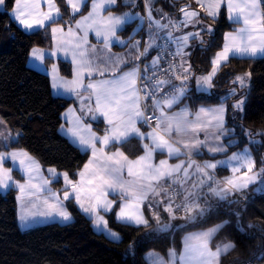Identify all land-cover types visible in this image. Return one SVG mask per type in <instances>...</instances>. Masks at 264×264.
<instances>
[{"label": "snow or ice", "instance_id": "1", "mask_svg": "<svg viewBox=\"0 0 264 264\" xmlns=\"http://www.w3.org/2000/svg\"><path fill=\"white\" fill-rule=\"evenodd\" d=\"M62 2L64 11L58 0H15L12 14L26 31L50 32L53 42L50 56L62 54L71 58L73 78L60 76L53 64L51 87L72 93L80 101L79 114L75 108L64 114L68 126L61 125V131L81 150L90 151L91 156L77 173L78 179L73 180L68 172L57 173L55 168H49L46 177L39 162L23 150L0 151V189L18 190L19 219L25 227L30 226L28 222L36 216L71 220L63 201L74 199L93 219L98 230L113 241H120L121 236L108 227V220L101 211L109 213L118 208L115 216L121 223L165 234L206 223L214 208L213 199L217 203H239V199L230 197H242L250 185L255 186L254 192L264 194V167L256 169L249 147L232 152L226 159H215V154H227L228 149L237 144L234 130L225 127L227 100L236 96V88H231L216 107H201L196 112L187 107L172 111L187 92L185 82L192 78V65L185 59L190 55L187 50L193 41L198 40L201 46L205 44L202 31L212 32L211 26L197 31L185 32L184 29L201 24V12L212 20L217 19L222 8L228 20L238 25L224 34L220 50L210 60L211 70L196 78L198 90L206 91L213 87L214 78L231 59L264 58V0H195L199 10L187 3L180 9L181 19L156 9L154 0H144L145 15L138 12L112 14L117 0H90L86 15L82 9L88 6L89 0ZM4 3L5 0H0V5ZM127 3L135 6L136 0H127ZM66 14L69 15L67 21L64 20ZM133 23H136L133 35L127 41L122 40L118 33ZM144 31L147 40L142 44L134 37ZM177 32L181 34L174 35ZM90 33L95 35L97 43H90ZM117 44L127 51L114 53L112 49ZM150 50H155L157 55L142 67L137 61L147 58ZM31 57L44 64L46 50L33 48ZM162 61L167 67H161ZM173 77L181 82L179 87L173 84ZM250 77L251 73L237 75L232 83L243 89ZM169 86L170 90L165 91ZM244 104V98H240L231 107L244 111ZM86 114L92 120L102 118L106 125L103 135H98L92 125L85 122ZM138 125H146L150 130L141 131ZM246 135L249 143H257L255 134L249 131ZM0 139L8 137L0 132ZM134 139L142 148V154L135 159L129 158L119 147L109 151ZM202 149L212 154L213 160L197 162L194 156L201 155ZM157 154L167 158L157 161ZM173 158L179 162L170 163ZM6 161L18 165L23 182L13 178V168L5 167ZM218 168L228 169L231 174L219 179ZM61 175L62 196L51 187L52 181ZM110 194L119 196V204L108 198ZM146 202L156 209L151 215L155 228L145 217ZM161 206L167 213V221L161 219ZM38 207L44 210H32ZM235 215L239 230L244 231L239 211ZM177 220L183 223H172ZM228 223L222 221L206 229L187 232L181 249L170 248L167 259L159 252H149L150 264H221V257L236 247L231 241L213 247L214 238Z\"/></svg>", "mask_w": 264, "mask_h": 264}, {"label": "trees", "instance_id": "2", "mask_svg": "<svg viewBox=\"0 0 264 264\" xmlns=\"http://www.w3.org/2000/svg\"><path fill=\"white\" fill-rule=\"evenodd\" d=\"M154 1L155 7L164 9L163 12L176 19L175 10L180 12L188 3V0ZM14 3L15 0H6V8L0 11V116L14 136L6 150L25 149L42 163L46 172L55 168L68 172L71 179L77 180V173L88 162L90 153L70 142L60 128L63 113L78 100L54 96L50 76L30 67L31 50L35 47L50 48L53 42L50 32L45 33L43 29L25 31L11 16ZM58 4L64 11L62 0H58ZM67 18L68 14L64 20ZM204 19L213 31H202L203 46L198 40L194 41L191 61L194 73L206 74L211 70V58L223 44L224 34L236 25L228 21L225 11L215 20L207 16ZM59 65L63 75L72 76L71 63L61 60ZM247 71L251 73L252 85L241 95L245 99L244 111L231 107L239 99L237 96L227 100V126L234 130L233 138L237 141L230 150L235 151L248 144L246 133L250 131L255 134L254 139L261 140L251 143L259 161L264 157V58L231 59L214 78L211 93L194 90L188 97L195 107L218 104L231 88H236L232 83L235 76ZM85 117L103 132V122L92 120L88 115ZM116 147L131 157L142 153L140 142L135 139L110 150ZM52 183L57 188L63 186L61 179ZM17 196V190L13 188L6 193L0 192V264H150L146 258L149 252L167 255L173 247L179 251L187 231L205 229L222 221L229 223L217 234L214 242L231 241L236 247L221 257V264H264V194L233 196L230 199H239V203L221 202L213 208L206 223L165 234L118 222L114 210L107 216L109 226L120 234V241H113L106 234L97 232L92 220L73 201L68 204L74 217L71 223L52 222L23 230L19 224ZM237 211L244 231H240L237 225ZM173 223L182 224L183 221ZM150 224L155 228L154 221L151 220ZM249 224L253 227L249 228Z\"/></svg>", "mask_w": 264, "mask_h": 264}, {"label": "crops", "instance_id": "3", "mask_svg": "<svg viewBox=\"0 0 264 264\" xmlns=\"http://www.w3.org/2000/svg\"><path fill=\"white\" fill-rule=\"evenodd\" d=\"M155 2V1H154ZM14 7H15V3H14ZM13 7V8H14ZM6 8V0H5V3H4V5H3V7H2V9H0V11H2V10H4ZM156 9H160L159 7H155ZM137 9H139L140 10V14L141 15H144V2L142 1V0H140V1H137L136 0V3H135V6H131V5H129L128 3H127V0H117V4L112 8V14H114V15H122V14H124V13H127V12H130V11H133V13H136L137 12ZM90 10V0H89V3H88V6L87 7H85L84 9H82V12H83V14H87V12ZM153 14H156L155 12L153 13ZM11 16H12V18H13V14H12V11H11ZM76 18L78 19L79 18V14H77V16H76ZM14 19V18H13ZM69 18H67V19H65V21H67ZM18 23V22H17ZM128 28H130L129 30H128ZM136 28V23H133V24H131L130 26H127L126 28H125V30H123L122 32H119L118 34L120 35V37H121V39L122 40H125V41H127L128 40V38H129V36H132L133 35V30ZM36 30H39V29H35V30H33V31H36ZM26 31V30H25ZM33 31H27V32H33ZM184 31L186 32L187 31V29H184ZM181 34V33H180ZM140 35H141V32L139 33V34H137V35H135V39L136 40H140L139 38H140ZM89 41H90V43H93V44H95V43H97V40H96V37H95V35L94 34H89ZM142 43V42H141ZM195 46V44H194V41L192 42V46L188 49V51L190 52V55L189 56H187L186 58L188 59V58H190L191 59V56H192V54H193V51H194V47ZM35 48H41V49H44V50H46V59H45V62H44V64H40V62L39 61H36V60H34L32 57H31V52H30V55H29V59H28V63H29V65H30V67H32V68H34V69H36V70H38V71H41V72H43V73H46V74H48L49 76H50V79H51V66L53 65V64H55L56 66H57V69H58V72H59V75L60 76H62V77H64V78H66V79H69V80H71L72 78H73V74H72V76L71 77H67V76H65V75H63L62 74V72H61V69H60V65H59V61H61V60H63V61H66V62H69V63H71V65H72V72H73V70H74V65L72 64V62H71V58L70 57H65V56H63L62 54H57V56H50L49 55V53H50V51L52 50V48H53V44H52V46L50 47V48H42V47H35ZM32 51V50H31ZM112 51L114 52V53H117V54H119V53H121V52H125V51H127V49H125V48H122L121 46H119L118 44L117 45H114L113 46V49H112ZM150 52H151V50H150ZM48 61H50L51 63H48ZM137 63H140L141 64V66L143 67V65H144V61H143V58L141 59V61H137ZM195 71H193L192 70V73H193V80H192V82L190 83V84H188V85H186V87H187V92H186V94H185V96H184V98L182 99V101H181V103L179 104V105H177V106H175L173 109H172V111H179L180 110V108H182V107H187V108H189L192 112H196L199 108H201V107H216V106H218V105H220V103H218V104H215V105H201V106H199V107H195L194 106V104L192 103V101H191V98H189L188 96L190 95V93L192 92V91H196V92H199V93H201V92H203V93H207V92H205V91H202V90H198V86H197V83H196V73H194ZM207 74V73H206ZM212 90H213V87H212ZM52 92H53V94H54V96H56V97H75V98H77L74 94H72V93H67V92H64L62 89H59V90H57V89H53L52 88ZM234 97V96H233ZM236 97V96H235ZM78 100V99H77ZM149 104L151 103L150 101L148 102ZM234 103H235V101H234ZM80 101L78 100V103L77 104H74V105H72V106H70L68 109H70V108H75V109H77V114H79V109H80ZM226 107H227V112H226V114H225V127L226 128H228V126H227V124H228V112H229V105H228V102H227V104H226ZM68 109L63 113V115H62V118H63V124L62 125H64L65 127H67L68 125H67V123H66V120L64 119V114L68 111ZM150 109H149V113H150ZM87 115V114H86ZM89 116V115H88ZM95 121H97V122H103L102 121V118H100V119H98V120H95ZM85 122L86 123H90L91 125H92V127H93V130L94 131H96L97 132V134L98 135H103V132H104V129H105V127H106V125H105V123L103 122V132H100L98 129H96L95 128V126H94V123H92L91 121L89 122L88 120H86V117H85ZM138 126H140L141 127V131H148V130H150L146 125H138ZM60 132L62 133V131H61V128H60ZM63 134V133H62ZM7 137H8V139L7 140H5L4 142H2V140L0 139V146H1V149H0V151H9V152H11V151H20V150H23V151H25V152H27L30 156H32V157H34L38 162H39V164L41 165V168H42V170H43V172H44V175L46 176V177H48L49 176V173L48 172H46V170H45V168L43 167V165H42V163L35 157V156H33V155H31L28 151H26L25 149H21V148H17V149H10V150H6V148L7 147H9L10 146V144L12 143V141H13V139H14V136L12 135V134H5ZM64 135V134H63ZM65 136V135H64ZM66 137V136H65ZM68 138V137H67ZM200 138L201 139H203V134H201V136H200ZM69 139V138H68ZM74 144V143H73ZM74 145H76V144H74ZM77 146V145H76ZM80 148V147H79ZM116 149H112V150H110L109 149V151H115ZM120 150L121 151H123V152H125V154L126 155H128L129 156V158H131V159H135L136 157H131L126 151H124L123 149H121L120 148ZM89 153H90V151H88ZM231 152V150H230V148L228 149V152H227V154H220V153H217V154H215V159H221V158H223L224 157V155H228L229 153ZM142 154V153H141ZM140 154V155H141ZM90 156H91V153H90ZM139 156V155H138ZM165 158H167L166 157V155H159V154H157V156H156V160L158 161L159 159H165ZM194 158L197 160V162H199V163H203L205 160H213V156H212V154H210V153H208L207 152V150L206 149H202L201 150V155H198V156H194ZM90 159V158H89ZM179 159H185L184 157H180ZM170 163H178L179 162V160L178 159H176V158H173V159H171L170 161H169ZM5 167H12L13 168V173H12V175H13V178L14 179H16V180H20L21 182H23V174L18 170V165H13L12 163H11V161H6L5 162ZM57 171V173H64V172H60V171H58V170H56ZM230 172H229V170L228 169H217V171H216V175H217V178H219V179H223L225 176H227V174H229ZM18 175H20V177H18ZM59 179H61L62 181H63V177H62V175L61 176H59V178L58 179H56V180H59ZM51 187H52V189L54 190V191H58V192H60L61 193V196H62V192H63V189H64V181H63V186L62 187H60V188H57V187H55L54 185H53V183L51 184ZM13 189H15V188H13ZM9 190H11V189H9ZM9 190H4V189H0V192H2V193H6V192H8ZM16 190V189H15ZM17 194L19 195V192H18V190H17ZM109 199H115L116 200V202H117V204H119V202H120V200H119V196L118 195H116V194H110L109 195V197H108ZM231 198V197H230ZM70 201H73V202H75V200L74 199H70V200H67V201H63V204H64V206H65V208L67 209V211L70 213V215H71V220L73 221L74 220V217H73V215H72V213L70 212V210H69V207H68V204H69V202ZM212 203H214V202H216L215 201V199H213L212 201H211ZM221 202H224V201H221ZM76 203V202H75ZM77 205V204H76ZM78 206V205H77ZM78 208L80 209V207L78 206ZM33 211H43L44 210V208L43 207H38V208H36V209H32ZM81 210V209H80ZM118 210V208L117 209H115V211H117ZM144 214H145V217H147V218H149L150 219V223H151V215H152V212L153 211H155L156 209L155 208H150L149 206H148V203L146 202L145 203V206H144ZM82 211V210H81ZM83 212V211H82ZM159 212H160V216H161V219L163 220V221H167L168 220V216H167V213H165L164 211H163V207L161 206V208L159 209ZM18 213H19V215H20V202L18 201ZM84 213V212H83ZM110 213H112V212H109V213H104L103 211H101V214L102 215H104L105 216V219H107L108 220V214H110ZM85 214V213H84ZM87 217H89L87 214H85ZM116 217V216H115ZM91 220H92V222H93V219L91 218V217H89ZM33 219H35L34 221H38V222H41V221H43V222H48V223H52V222H63V220L60 218V217H58V216H52V217H43V216H36L35 218H33ZM33 219H31V220H33ZM30 220V222H28L29 224H33V222L34 221H31ZM117 220V219H116ZM71 221V222H72ZM118 221V220H117ZM70 222V221H69ZM68 222V223H69ZM70 222V223H71ZM118 222H120V221H118ZM23 222H21L20 221V219H19V224H20V227L22 228V226H21V224H22ZM68 223H66V224H68ZM45 224H47V223H45ZM63 224V223H62ZM43 225V224H42ZM93 226H94V223H93ZM108 227L111 229V230H113V231H115L114 229H112L110 226H109V221H108ZM94 229L97 231V232H100V233H104V234H106L105 232H103V231H100V230H98L95 226H94ZM115 232H117V231H115ZM107 235V234H106ZM120 235V234H119ZM110 238V237H109Z\"/></svg>", "mask_w": 264, "mask_h": 264}, {"label": "rangeland", "instance_id": "4", "mask_svg": "<svg viewBox=\"0 0 264 264\" xmlns=\"http://www.w3.org/2000/svg\"><path fill=\"white\" fill-rule=\"evenodd\" d=\"M137 1H140V0H137ZM188 3H191V7H192V9H194V10H199V9H198V6H197L196 3H195V0H188ZM2 7H3V5H0V9H2ZM163 11H165V10L163 9ZM222 11H225V10L222 8V9H221V14H222ZM130 12H133V11H130ZM137 12H138V13H141L139 9H137ZM171 12L174 13V10H172ZM225 13H226V11H225ZM221 14H220V15H221ZM175 15L177 16V19H181V18H182V13L179 12L177 9L175 10ZM226 16H227V14H226ZM201 17H202V23L196 25L195 28H192L191 26L188 27V28H185V29H187L186 32H188V31H197V30H201L202 28H205V27L209 26V25L207 24V22L205 21V19H204V17H206V16L204 15L203 12H201ZM219 17H220V16H219ZM219 17H218V18H219ZM228 21H229V20H228ZM229 22H230V21H229ZM21 27H22V26H21ZM235 27H238V25H236ZM211 28H212V27H211ZM212 31H213V29H212ZM187 51H188V50H187ZM185 59L188 61V63H190V64L192 65V61H191L190 58H188V59L185 58ZM192 70H193V65H192ZM193 71H194V70H193ZM245 73H250V72L247 71V72L242 73L241 75H244ZM202 75H205V73H196V77H199V76H202ZM251 85H252V76H251L250 79L247 81V86H246L245 88L241 89V88L239 87V85H235L236 90H237V94H236V96L240 99V98H241V95H242L243 93H245L247 90H249L250 87H251ZM202 91H205V90H202ZM205 92H207V93H211V92H212V88L206 90ZM244 100H245V99H244ZM235 102H236V101H235ZM244 105H245V104H244ZM0 122H2V123H0V132H4V134H12L11 131L9 130V127L7 126V124H6L5 121L2 119L1 116H0ZM5 136H6V135H5ZM1 140H2V142L5 141V140H3V139H1ZM255 140H256L257 142H261L260 139H255ZM244 147H249V148L251 149V151H252V155H253V158H254V160L256 161V169L258 170V169H260L261 167H264V163H262V161H264V157H261L260 160L258 161V158L256 157V155H255V153H254V150H253V148H252L251 143L246 144ZM244 147H241L240 149H237V150H235V151H241ZM232 152H234V151H231L228 155H231ZM226 156H227V155H224L223 158H221V159H217V160L226 159ZM219 169H220V168H219ZM229 172H230V170H229ZM230 174H231V173L227 174V176H229ZM225 177H226V176H225ZM254 187H255L254 185H250V186H249V189L245 190V193H244V194L249 193V194H252L253 196H255V195H257V194H261V193H256V192H254V191H253V188H254ZM220 203H221V202H219V203L214 202V203H213L214 208L218 207V206L220 205ZM58 217H59V216H58ZM34 220H35V219H33V220H31V221H34ZM69 221L71 222L72 220H69ZM69 221H64V220H63V222H60V223L66 224V223H68ZM29 222H30V221H29ZM70 222H69V223H70ZM45 223H48V222H43V221L38 222V221H34L33 224H29L30 226H28V227H25L23 223L21 224V226H22V229H23V230H28V229H30V228H33V227H35V226L42 225V224H45ZM172 223H173V222H172ZM205 229H206V228H205ZM198 230H202V229H193V230H189V231H187V232H190V231H198ZM187 232L185 233V235L187 234ZM117 233H118V232H117ZM185 235H184V236H185ZM216 236H217V235H216ZM183 238H184V237H183ZM214 240H215V238H214ZM214 240H213V247H215L216 244H223V243H227V242H229V241H221V242H219V243H215ZM177 251H178V250H177ZM151 252H152V251H151ZM155 252H156V251H155ZM160 254H161V253H160ZM161 255H163V254H161ZM163 256H165V259H167V255H163ZM146 258H147L148 262L150 263V258L148 257V254H147Z\"/></svg>", "mask_w": 264, "mask_h": 264}, {"label": "built area", "instance_id": "5", "mask_svg": "<svg viewBox=\"0 0 264 264\" xmlns=\"http://www.w3.org/2000/svg\"><path fill=\"white\" fill-rule=\"evenodd\" d=\"M143 2H144V0H142ZM146 14V9H145V7H144V15ZM154 15V14H153ZM170 15V14H169ZM170 16H172V15H170ZM173 18H175L174 16H172ZM176 19V18H175ZM174 35H180V33L179 32H177V33H174ZM140 41L142 42V44H143V42L145 41V40H147V35H146V31H144V32H141V35H140ZM157 55V52L155 51V50H151V52H149V54H148V57L147 58H143V61H144V64H150V62H151V59H152V57H154V56H156ZM167 59H170V57L169 58H167ZM178 59V58H177ZM161 67H167V65L162 61L161 62ZM192 80H193V73H192V78L191 79H189L188 81H186L185 82V85H188V84H190L191 82H192ZM172 82H173V84L174 85H176L177 87H179L180 86V84H181V82L179 81V80H175L174 79V77L172 78ZM170 90V86L169 87H166L165 88V91H169ZM150 114V113H149Z\"/></svg>", "mask_w": 264, "mask_h": 264}]
</instances>
